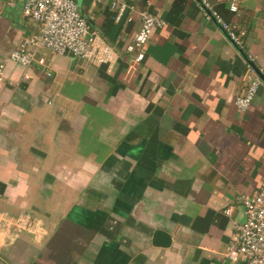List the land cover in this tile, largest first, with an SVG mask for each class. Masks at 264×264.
<instances>
[{
	"label": "crops",
	"instance_id": "obj_1",
	"mask_svg": "<svg viewBox=\"0 0 264 264\" xmlns=\"http://www.w3.org/2000/svg\"><path fill=\"white\" fill-rule=\"evenodd\" d=\"M79 1L113 66L50 51L13 62L37 24L24 0H0V264H249L224 255L240 196L264 182V87L246 111L235 103L243 53L198 0H125L165 20L136 64L138 12ZM208 3L247 30L264 73V0Z\"/></svg>",
	"mask_w": 264,
	"mask_h": 264
},
{
	"label": "built area",
	"instance_id": "obj_2",
	"mask_svg": "<svg viewBox=\"0 0 264 264\" xmlns=\"http://www.w3.org/2000/svg\"><path fill=\"white\" fill-rule=\"evenodd\" d=\"M95 1L108 5L116 20H120L128 9L138 12L140 27L127 44L126 50L133 55L134 63L141 62L153 29L162 27L165 20L147 10H138L136 5H129L125 0ZM198 1L243 48L247 30L236 23L223 20L211 8L208 0ZM230 9L238 11L237 3L232 2ZM23 11L26 17L36 22L37 31L24 38L12 51L13 62L26 67L34 63L45 65V57L39 55L41 51H50L56 55L72 54L96 65L113 66L119 60L118 51L101 34L91 29L82 13L79 0H24ZM248 68L247 88L235 98L241 111L252 106L259 89L264 87V82L255 70L250 65ZM4 78L5 63L0 62V81ZM240 200L244 206L245 219L234 222V232L225 250V258L231 261L243 260L249 264H264V182L257 192L242 194ZM232 212V206L225 211L229 216H232Z\"/></svg>",
	"mask_w": 264,
	"mask_h": 264
},
{
	"label": "water",
	"instance_id": "obj_3",
	"mask_svg": "<svg viewBox=\"0 0 264 264\" xmlns=\"http://www.w3.org/2000/svg\"><path fill=\"white\" fill-rule=\"evenodd\" d=\"M80 2V1H79ZM213 18L215 19V21L218 22V20L213 16ZM221 29L223 30V32L226 34V36L229 38V40L239 49V51L241 53H243V56L245 57V60L247 61V63L255 70V72L258 74V76L262 79V81L264 82V73L255 65V63L252 61L251 57L249 55H247V53H245L243 51V48L241 46H239L227 33V31L223 28V26L221 24H219ZM153 242L155 245L157 246H168L171 243V235L162 229H158L155 231L154 237H153Z\"/></svg>",
	"mask_w": 264,
	"mask_h": 264
}]
</instances>
